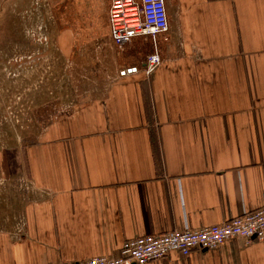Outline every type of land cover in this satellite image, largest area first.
Instances as JSON below:
<instances>
[{
  "label": "crops",
  "instance_id": "0c3cea01",
  "mask_svg": "<svg viewBox=\"0 0 264 264\" xmlns=\"http://www.w3.org/2000/svg\"><path fill=\"white\" fill-rule=\"evenodd\" d=\"M166 6L168 32L134 40L126 62L158 51L163 63L149 76L118 70L105 96L26 148L8 222L0 208V264L116 257L129 239L264 206V0ZM143 41L152 51H136ZM146 264H264V241L231 238Z\"/></svg>",
  "mask_w": 264,
  "mask_h": 264
},
{
  "label": "rangeland",
  "instance_id": "374dc122",
  "mask_svg": "<svg viewBox=\"0 0 264 264\" xmlns=\"http://www.w3.org/2000/svg\"><path fill=\"white\" fill-rule=\"evenodd\" d=\"M111 1L0 0L1 222L16 208L8 196L27 178L26 148L59 116L105 96L135 55L112 41Z\"/></svg>",
  "mask_w": 264,
  "mask_h": 264
},
{
  "label": "built area",
  "instance_id": "2783aa9c",
  "mask_svg": "<svg viewBox=\"0 0 264 264\" xmlns=\"http://www.w3.org/2000/svg\"><path fill=\"white\" fill-rule=\"evenodd\" d=\"M168 30L166 0L111 1L110 32L116 46L125 48L140 37H149L157 43L158 38ZM162 63L160 53L155 51L140 64L122 67L118 75L119 78H128L143 70L149 76ZM231 238H241L246 243L264 241V206L220 224L129 239L116 257L100 255L82 261L54 264H146L165 258L172 252L189 256L196 249H217Z\"/></svg>",
  "mask_w": 264,
  "mask_h": 264
}]
</instances>
